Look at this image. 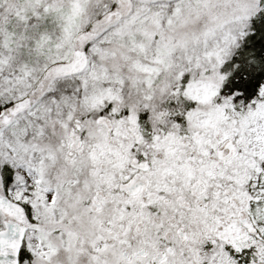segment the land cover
Masks as SVG:
<instances>
[{
    "label": "snow or ice",
    "instance_id": "obj_1",
    "mask_svg": "<svg viewBox=\"0 0 264 264\" xmlns=\"http://www.w3.org/2000/svg\"><path fill=\"white\" fill-rule=\"evenodd\" d=\"M0 264H264V0H0Z\"/></svg>",
    "mask_w": 264,
    "mask_h": 264
}]
</instances>
